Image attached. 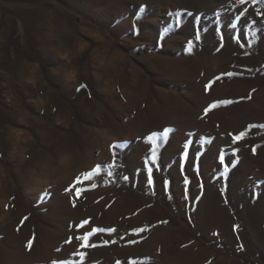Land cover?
Masks as SVG:
<instances>
[{
  "label": "rangeland",
  "instance_id": "1",
  "mask_svg": "<svg viewBox=\"0 0 264 264\" xmlns=\"http://www.w3.org/2000/svg\"><path fill=\"white\" fill-rule=\"evenodd\" d=\"M260 125L264 0H0V264H264Z\"/></svg>",
  "mask_w": 264,
  "mask_h": 264
},
{
  "label": "snow or ice",
  "instance_id": "2",
  "mask_svg": "<svg viewBox=\"0 0 264 264\" xmlns=\"http://www.w3.org/2000/svg\"><path fill=\"white\" fill-rule=\"evenodd\" d=\"M242 2H243V0H242ZM81 87H85V86L84 85H81ZM230 102L231 101H227V100L214 102L212 105L209 106L208 109H205V112H208L211 108L217 107V105L220 104V103L227 104V103H230ZM250 127H256V126L255 125H252ZM260 127H264V125H260ZM244 136H245V132H240L238 135L235 136V140L239 141ZM149 139H152V138L149 137ZM116 147H119V145H113V148H116ZM253 151L255 152V148H253ZM153 157H155V150L154 149H153ZM96 172H99V166H97V168L94 170V172H86V173H82L81 175L84 176V177H86V178H91L93 175H95ZM151 172H152V169L149 168V173H151ZM124 179H127V177H124ZM76 182H77V184L81 183V177L80 176L76 177ZM167 183H168L167 181H163L162 182V186L163 185H166ZM83 223L87 224L88 221H84ZM94 231H100V229H97V230H94ZM140 231H143V229H140ZM91 235H93V233L92 232H89L87 235H85L83 237V239L85 241H87ZM31 246H32V241H29L28 247L31 248Z\"/></svg>",
  "mask_w": 264,
  "mask_h": 264
}]
</instances>
